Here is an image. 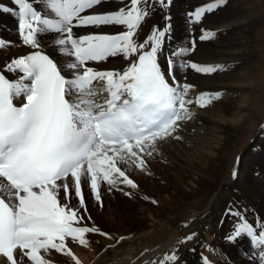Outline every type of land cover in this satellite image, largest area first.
<instances>
[{"label": "snow or ice", "instance_id": "obj_1", "mask_svg": "<svg viewBox=\"0 0 264 264\" xmlns=\"http://www.w3.org/2000/svg\"><path fill=\"white\" fill-rule=\"evenodd\" d=\"M40 2L45 9L43 14L29 0H13L17 11L0 5V10L18 17L23 43L37 49L6 65L7 71L21 73L17 79L9 80L0 72V255L9 264H17L14 253L19 249L22 257L33 264H49L40 252L55 249L72 255L80 264L67 249L66 238L86 246L85 234L99 229L75 226L83 217L78 216V209L60 203V189L67 193L68 179L73 178L76 195L84 207L82 177L90 180L97 201L101 180L114 185L118 178H123L121 182L136 187L117 162L131 160L144 167L139 153L154 146L157 139L170 135L177 121L190 118L187 105L193 101L186 100V95L191 85L169 84L157 61L168 28L154 29L144 43L136 44L133 40L148 14L147 8L140 5L148 0H130L126 8L97 15L81 13L101 0ZM159 2L167 6L165 0ZM224 2L215 0L189 16L198 22L205 11ZM89 25H119L126 30L114 35L74 36V27ZM52 33L59 34L54 43L65 58L63 67L39 50L37 36ZM212 35L205 33L201 39ZM3 46L0 41V47ZM188 51L181 49L174 55ZM118 55L138 58L123 72H102L87 66L88 62ZM182 66L204 73L217 70L195 63ZM65 69L70 78L61 74ZM101 82L104 87L97 89L95 85ZM103 93L108 98L97 103ZM218 96L201 94L195 102L203 107ZM20 97L23 102L17 106L13 101ZM242 234L260 249L264 264V224L254 228L243 221L229 238L235 240ZM175 259V255L166 256L160 264ZM205 264H209L207 258Z\"/></svg>", "mask_w": 264, "mask_h": 264}, {"label": "bare ground", "instance_id": "obj_2", "mask_svg": "<svg viewBox=\"0 0 264 264\" xmlns=\"http://www.w3.org/2000/svg\"><path fill=\"white\" fill-rule=\"evenodd\" d=\"M11 1L0 0V5L8 8ZM236 1L225 0L211 11H205L201 19L194 22L189 13L206 7L215 0H170V3L165 0L167 6L161 3L159 5V0H148L147 4L140 5L141 8H147L148 14L136 30L133 40L136 44L144 43L154 29L168 28L157 53V61L173 86L176 85L175 81L179 85L188 84L199 96L207 94L210 97L216 93L220 95L226 91H236L244 87L247 79L245 60L253 51L249 40V26L240 21L239 16L242 12ZM29 2L43 14L45 9L40 0H29ZM129 3L130 0H101L100 4L85 10L81 15L112 13L120 8H126ZM9 15H12L11 12L0 10V41L4 42V46L0 47V67L6 71V65L13 59L23 57L25 52L32 48L23 43L18 17L12 15L14 17L12 22ZM125 30L124 26L119 25L100 27L89 25L74 27L73 34L76 37L90 34L114 35ZM205 33H214V35L201 39ZM58 36V33L41 34L37 36V40L40 47L63 67L65 58L54 43ZM181 49H189V51L184 55H174ZM136 58L137 55H132L128 59L118 55L101 62H88L87 66L95 70L110 69L114 72H123L136 61ZM189 63L212 66L217 70L204 73L182 66ZM7 72L17 74L16 78L21 75L19 72ZM63 72L70 76L68 70L65 69ZM186 100L190 99L186 98ZM214 106L215 109L218 107L220 110L215 112L220 121L200 114L189 121L194 108L188 104L190 113V118H186L188 121L183 123L171 137L161 141L157 139L154 146H149L143 153H139L145 162L144 165L147 166L146 169L149 170L148 173L156 177L158 175V179L163 180L164 183L159 184V180H154V175L147 176L144 171L142 173L137 171L136 163L131 160L127 163L118 161L117 166L134 181L136 187L121 182L123 178H118L116 184L109 186L106 181L105 183L100 181V200L97 201L90 187V180L82 177L84 207H81L80 198L75 192L74 179L69 177L67 193L63 188L59 191L60 203L78 209V215L83 216L82 225L92 227L90 214L93 220L106 223L112 231L116 225L118 226L111 240L101 241L100 254L95 255L94 259L88 258V262L84 264H160L166 256L171 255H175L176 259L166 261L165 264H205V258L211 264H261L260 249L252 244L250 237L242 234L235 240L229 238L236 226L231 225L228 219L230 214H233L229 207L234 197L232 192L234 188H238L248 205L244 208L243 221H247L254 228L264 224V143L257 146L253 157L251 156L250 172L246 174L247 180L242 189L236 185L231 175L218 177V169L221 168L222 162L220 149L227 146V144L223 145V139L228 138V142L233 141L231 136L223 135L220 130H224L225 125H229L233 132L238 131L242 124V116L238 110L234 115L226 117L228 106L220 104L219 101ZM199 120L204 124L201 128L211 123L219 127V131H213L210 141L205 146H197L190 138V130L196 127ZM262 129H264V116L258 125V132ZM163 160L168 162L166 168L163 166ZM189 178H192L193 186L187 193L181 189L180 182L185 183ZM171 189L174 192L169 196L170 200L166 202L165 207L159 206L158 203H165L159 197L161 193ZM143 190L160 198V201L153 205L142 202L144 200L140 202L144 206L143 209L150 213L152 222L146 223L144 219H139L134 214L136 218L132 220L136 227L123 228L122 223L125 219L112 216V208L124 205L121 198L125 196L121 191L137 193L139 196V194L144 195ZM132 199L134 201L136 198ZM205 235L206 246L203 252L201 244ZM189 236L192 238L187 239ZM45 252L49 255L47 259L49 264L52 262L76 264L74 259L66 260L55 249ZM16 259L17 264H31V261L22 255L16 256ZM0 264H9L3 255H0Z\"/></svg>", "mask_w": 264, "mask_h": 264}, {"label": "rangeland", "instance_id": "obj_3", "mask_svg": "<svg viewBox=\"0 0 264 264\" xmlns=\"http://www.w3.org/2000/svg\"><path fill=\"white\" fill-rule=\"evenodd\" d=\"M236 5L238 6L239 9H241L240 11L242 12L239 16L240 21L249 26V30H250L249 40H250L251 48L253 50L252 55L248 57V59L245 60V72H246L247 79L243 85L244 87H241L237 89L236 91H226L225 93H221L217 99L212 98L211 102L206 104L203 107H201L199 104L196 103L197 108L193 106V104H195L194 101L197 99L199 94L196 91H194L193 88H190L188 91V94H191L193 97L196 96V98L190 99L193 101V103L191 104V107L193 106L194 112L192 113L193 115L191 116V118L190 119L188 118V119L189 121L191 119H195L196 115L200 114L201 116H205L207 118H213V119L220 121V118L215 115V112L220 111V110L218 109V107L215 109V106H214L216 102L218 101L220 104L228 106L226 117L230 115H234L238 110H240V114L242 116L241 117L242 124H241L240 129L236 132H233L231 126L225 125L224 130L223 129L220 130L222 131L223 135L226 134L227 136H231L233 141L228 142L229 141L228 138L223 139V145L225 146L227 144V146L220 149V153H221L220 160H222V162H221V168L218 169V177H224V176L231 175L236 185H238L239 188L242 189L247 180L246 174L250 172L249 167L252 162L251 156L253 157L255 153V148L257 146H260L261 143H264V129L260 131L261 133H259V137L253 140V137L255 136V131H257L258 125L264 116L263 115L264 114V0H237ZM175 84H177L176 81H175ZM211 97H215V94L214 95L212 94ZM220 100L222 101L220 102ZM182 121L183 119L179 120L177 122V126L175 127V130L172 131L171 134L166 137H171L172 135H174L176 131L180 129V126L183 123L187 122L188 120L181 123ZM197 123L198 124L196 125V127L190 130V134H191L190 138H192V140L197 144V146H205L210 141L213 131H216V132L219 131V127L215 125L214 123H211L207 125V127L201 128V126L204 125L202 121L199 120ZM208 128H210V130ZM166 137L162 139H158L157 141H161L165 139ZM252 140H253V143H252ZM162 163H163V166L166 168L168 165L167 160H163ZM238 163H239V168L237 166L238 173H236L234 176L233 170H235L236 164ZM136 166L137 164H135V167ZM144 166H145L143 167L144 169L138 166L135 169H137V171L141 173L144 171L145 175L147 176H149L150 174L152 175V173H148L149 170L146 169L147 166L146 165ZM215 167L216 166H214V168ZM247 168H249V170ZM153 177H154V180H157V181L159 180L158 181L159 184L163 182V180L161 181L160 179H158L159 177L158 175L157 177L156 175H154ZM101 181L103 182V180ZM103 183H105V181ZM154 183H157V182H154ZM107 185L109 186L110 184L107 183ZM120 185H122V183ZM180 186L184 192L189 193L191 187L193 186L192 178L187 179L185 183L180 182ZM112 191L114 192V190ZM117 191H119L120 193L119 189H117ZM121 192H123L122 194L125 196L124 198L120 197L122 199L121 202L124 205H119L120 207L118 206L113 207L112 216H114L117 219H122V220L125 219V221H123L122 223L123 228L136 227V225H133L134 221L132 220V218H136V217H138L139 219L141 218L144 219L146 223L152 222L150 213L146 211L145 209H143L144 206H142L140 202L144 200L142 202L144 203L147 202L148 204L151 203V205H153L154 203L160 201L159 200L160 198H158L155 194L153 195L151 194L153 196V199H152V196L149 194V192L144 191V190H143L144 195L139 194V196L137 193L134 194V193L125 192V191H121ZM173 192L174 191L171 189L166 193H161L159 197H161L165 203L161 202L162 204L158 203V205L161 207H165L166 202L170 200L169 196H172ZM232 194L234 196L232 200L233 203L230 204L229 207L232 210L233 214H230V217L228 219L229 223H231V220H230L231 216H233L235 213L233 210H235L236 208L240 209L242 206L246 205V201L245 199H243V195L241 194V191L238 188H234ZM134 197L136 199H134L133 201L132 198ZM136 210H137V213H135ZM134 214H136V217ZM89 218L91 220L90 222L91 226L99 229V231L89 232L85 234V238L88 241L86 246L79 244L78 241L73 240L71 237L66 238V241H65L67 249L71 250V253L74 254V256L80 261L81 264H84L85 262L87 263L88 258L94 259L95 255H99L101 252V250L99 249L101 245V241L111 240L114 236V233H116V230L118 229V226L116 225L115 227L116 229L113 228V231H112V229H110V227L106 223H101L102 221L99 222V221L93 220L90 214H89ZM234 219L235 221H237V218H234ZM82 221H80L75 226L84 227L85 225H82ZM101 233H105L107 235H103ZM204 237L205 239L203 238L202 244H201L203 252L206 246V243L204 242L206 240V235ZM18 250H16V252L14 253V255L16 254L15 257L22 255L21 252H17ZM40 253H41V256L44 259H46V261H48L47 259H49L48 257L49 255L46 254L45 251H41ZM59 253H61L65 257V259L68 261L73 259L72 255H67L64 252H59ZM30 263L33 264L32 261ZM59 264H67V263H59Z\"/></svg>", "mask_w": 264, "mask_h": 264}]
</instances>
